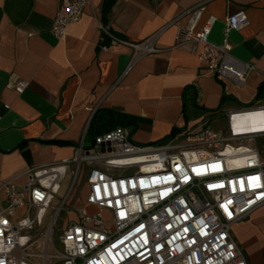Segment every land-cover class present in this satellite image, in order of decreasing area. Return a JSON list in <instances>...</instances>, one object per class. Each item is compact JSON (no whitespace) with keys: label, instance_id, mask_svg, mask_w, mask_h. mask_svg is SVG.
<instances>
[{"label":"crops","instance_id":"1","mask_svg":"<svg viewBox=\"0 0 264 264\" xmlns=\"http://www.w3.org/2000/svg\"><path fill=\"white\" fill-rule=\"evenodd\" d=\"M103 2L90 0L58 39L51 26L61 0H0V186L22 187L29 170L72 161L80 145L91 148L94 117L101 132L126 127L135 143L151 145L174 129L194 130L264 104V97L256 101L264 82V0H114L105 27ZM197 5L204 9L195 31L214 18L215 45L225 38V19L246 14L248 26L227 35L230 54L254 66L243 87L213 77L198 59L201 45H175L187 10ZM150 38L157 51L135 58L131 45ZM20 81L27 86L16 94ZM223 95L234 101L221 103ZM86 194L87 187L80 207ZM230 234L247 264H264V205Z\"/></svg>","mask_w":264,"mask_h":264},{"label":"built area","instance_id":"2","mask_svg":"<svg viewBox=\"0 0 264 264\" xmlns=\"http://www.w3.org/2000/svg\"><path fill=\"white\" fill-rule=\"evenodd\" d=\"M89 1L61 0L51 32L62 39ZM203 9L187 10L189 20L177 30L175 45H201L198 59L208 72L243 87L254 66L230 54L227 35L248 26L246 14L228 16L225 38L215 45L209 41L214 18L195 31ZM153 39L131 45L135 58L157 51ZM26 86L18 82L15 93ZM247 113L256 115L234 119ZM258 139H264V104L227 112L224 128L204 122L160 145L135 143L126 127L97 135L91 148L79 146L72 161L29 170L24 186L1 184L0 264H32L24 233L42 223L69 166H76V177L83 162L89 167L86 206L66 210L64 199L56 208L76 217L62 226L56 254L48 255L46 245L38 255L43 264L50 257L60 264H247L230 229L264 205V152ZM29 210L33 216H23ZM18 214L22 217L14 222ZM55 220L56 215L51 235Z\"/></svg>","mask_w":264,"mask_h":264},{"label":"rangeland","instance_id":"3","mask_svg":"<svg viewBox=\"0 0 264 264\" xmlns=\"http://www.w3.org/2000/svg\"><path fill=\"white\" fill-rule=\"evenodd\" d=\"M219 122H212L210 125L213 128H224L225 127V117L222 115ZM257 147L261 152H264V139H258L256 141ZM76 166L74 164L70 165L68 171L62 180L58 194L54 196V199L51 205L46 209V214L42 220L40 225H36L33 227L31 231H28L24 234L29 236V248L28 252L30 253L29 261L32 264H43V260L38 257L39 254H43L45 246L47 245V254L54 255L56 254V248L59 247L58 236L62 233V226L66 221L72 219L74 217L72 212H63L59 210L56 213V208L61 206L62 201L65 199L63 203V209L71 210L76 207H80L83 201L84 190L87 187L86 179L89 173V167L85 162H83L79 168V174L75 176ZM34 210H29L24 213L23 216L32 217L34 214ZM56 215V222L54 227L53 235L49 233V227L51 228L52 220ZM21 214H18L15 218L14 222H17L19 218H21ZM49 233V234H48ZM46 264H60L57 263L56 260L52 257L48 258Z\"/></svg>","mask_w":264,"mask_h":264},{"label":"trees","instance_id":"4","mask_svg":"<svg viewBox=\"0 0 264 264\" xmlns=\"http://www.w3.org/2000/svg\"><path fill=\"white\" fill-rule=\"evenodd\" d=\"M113 2H114V0H104V2H103V6H102V19H101V24H102V26H107V22H108V20H107V17H108V13H109V11H110V8H111V6L113 5ZM111 33V32H110ZM111 35H112V33H111ZM113 36V35H112ZM264 97V82L259 86V88H258V93H257V96H256V101H258V100H260V99H262ZM225 101H234L233 100V98H230V97H228V96H225V95H223L222 96V100H221V103H223V102H225ZM255 104L254 103H252V104H248V105H246V106H243L244 108L245 107H252V106H254ZM217 110H219V108L217 109ZM214 112H216L215 110L214 111H212V113H214ZM95 116V115H94ZM99 116H100V118L103 116L102 114H99ZM100 123H101V121L100 122H97L96 121V118L94 117V119L92 120V123L90 124V130L92 129V130H96V132H95V134H94V137L95 136H97L98 134H102V133H104V132H106V131H109V130H105V131H102L101 132V130H98L99 129V127L98 126H100ZM176 132H179V133H181V132H184V129H180V130H178V129H174L173 130V132L169 135V136H167V137H165V138H163L162 140H160V141H158V142H155V143H153V144H151V145H160V144H164L165 142H167L169 139H170V137L171 136H174V134L176 133ZM94 137H93V140H94ZM263 259H264V255H263Z\"/></svg>","mask_w":264,"mask_h":264},{"label":"bare ground","instance_id":"5","mask_svg":"<svg viewBox=\"0 0 264 264\" xmlns=\"http://www.w3.org/2000/svg\"><path fill=\"white\" fill-rule=\"evenodd\" d=\"M256 114L254 113H247L243 116H238V117H235L234 119L236 120V122H240L242 121L244 118H249L250 120H252V118H254Z\"/></svg>","mask_w":264,"mask_h":264}]
</instances>
